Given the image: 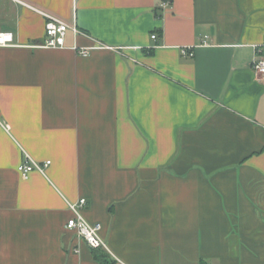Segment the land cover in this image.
<instances>
[{
  "label": "crops",
  "instance_id": "1",
  "mask_svg": "<svg viewBox=\"0 0 264 264\" xmlns=\"http://www.w3.org/2000/svg\"><path fill=\"white\" fill-rule=\"evenodd\" d=\"M162 1L0 0V264H264V0Z\"/></svg>",
  "mask_w": 264,
  "mask_h": 264
},
{
  "label": "built area",
  "instance_id": "2",
  "mask_svg": "<svg viewBox=\"0 0 264 264\" xmlns=\"http://www.w3.org/2000/svg\"><path fill=\"white\" fill-rule=\"evenodd\" d=\"M169 1H162L160 6L165 9L169 6ZM46 18L45 23V41L42 44L44 47L60 48L65 45V38L67 31L72 29L75 34L80 32L79 27L76 23L69 24L65 20L54 16L46 11L39 10ZM157 34L153 33L152 38L157 39ZM207 44V42H205ZM15 44V38L12 32L0 31V47H5ZM255 51L257 55L255 56L252 67L256 74L260 77H264V41L260 44H256ZM80 54H89V48H82L78 50ZM182 54L187 56H193L194 51L191 47L182 48ZM50 163V160L45 162V166ZM43 164L35 162L30 156H26L25 161L19 165V171L26 178L29 173L37 168L42 170ZM87 200L85 198H80L75 202H69L70 209L73 212V217L67 222V227L73 229L77 234L83 238L88 245L93 248H104L108 249L107 242L101 236L100 231L102 225L100 223H90L84 216L82 210L86 205ZM78 251V249H76Z\"/></svg>",
  "mask_w": 264,
  "mask_h": 264
},
{
  "label": "trees",
  "instance_id": "3",
  "mask_svg": "<svg viewBox=\"0 0 264 264\" xmlns=\"http://www.w3.org/2000/svg\"><path fill=\"white\" fill-rule=\"evenodd\" d=\"M157 16L160 17L161 15L157 13ZM94 255L102 264H115V261L110 259L108 254L105 251H102V248L94 249Z\"/></svg>",
  "mask_w": 264,
  "mask_h": 264
}]
</instances>
